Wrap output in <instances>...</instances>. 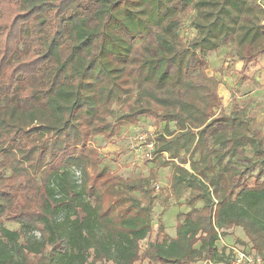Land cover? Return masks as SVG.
<instances>
[{"label": "trees", "instance_id": "obj_1", "mask_svg": "<svg viewBox=\"0 0 264 264\" xmlns=\"http://www.w3.org/2000/svg\"><path fill=\"white\" fill-rule=\"evenodd\" d=\"M98 1L100 9L94 15L95 25L89 27L86 14L78 13L81 6L76 0H0V88H4L8 97H17L19 102L32 101L29 108L0 107V154L7 156L0 161V237L14 243L24 230L39 233L38 239L23 245L20 260L3 263L135 264L142 260L161 264H191L196 260L218 263L222 257L216 249L217 237L233 228L241 229L254 254L264 257V170L258 177L263 180L252 188L243 186L236 198L237 182H227L221 194L210 182L212 195L216 197L212 202L211 193L201 192L199 199L204 202V214L192 208L184 223L176 227L174 239L161 242V232L157 233L143 251L140 242L152 233L149 206H141L135 198L125 208L106 203L105 197L117 191L116 185L111 186L110 178L103 181L94 176L90 179L91 185L86 181L78 190L64 179L58 180V172L65 168L68 157L76 155L86 166L89 134L102 132L93 125L94 119H100L101 99L113 98L122 91L118 84L120 76L115 74L120 73L117 63L132 52L129 38L149 36L158 29L163 34L157 35V39L169 45L165 40L169 28L166 21L172 16L169 4L173 0ZM182 1L187 5L197 3L196 0ZM240 1L224 0L219 14H229L226 8L229 5L241 10L243 1ZM219 24L217 16L207 29L198 26L205 34L193 39L189 49L192 54L198 53L200 61L215 50L214 32ZM67 26H70L68 33ZM23 34L26 48L20 52L18 46ZM259 35L252 34L251 41ZM65 36L73 51L62 62L60 47ZM93 50L95 56H92ZM256 55L257 51L242 55L239 60L243 68ZM169 62L163 55L144 59L141 66L146 69L145 77L155 78L157 85H164L169 79L165 72ZM47 68L54 76L44 84L45 92L53 88L58 71H62L63 78L41 104L34 100L41 88L28 80ZM156 101L172 108L166 109L162 117L176 127L175 132L167 131V135L157 137V155L166 154L170 160H179L181 153L192 156L199 152L206 162L214 153L208 147V137L211 129L219 125L224 126L222 134L211 138L221 139L216 143L225 149L222 156L235 157L239 149L257 148L258 141L246 133L247 125L242 120L233 115H211L218 106L211 96L206 108L196 110L190 102L179 100L173 94ZM32 134L35 138L29 139ZM18 138L25 139V143L12 151L11 146ZM38 138H41L39 142ZM45 140L51 141L46 150L51 162L43 168L42 184L37 188L38 203L34 204L25 195L24 180L40 163L43 154L40 146ZM206 165L213 168L210 163ZM8 167L11 175L5 177ZM191 170L196 171L194 166ZM246 173L247 169L234 174L241 178ZM192 175L181 166L175 168L171 187L177 196L185 188H195L190 179L194 178ZM124 187L128 191L136 190L132 183ZM86 198H92L93 202H86ZM5 221L20 223L21 230H7ZM196 244L198 248H194ZM0 257L12 258L11 251L2 244Z\"/></svg>", "mask_w": 264, "mask_h": 264}, {"label": "rangeland", "instance_id": "obj_2", "mask_svg": "<svg viewBox=\"0 0 264 264\" xmlns=\"http://www.w3.org/2000/svg\"><path fill=\"white\" fill-rule=\"evenodd\" d=\"M242 1L241 10L229 5L226 7L230 11L229 14H219L220 5L224 6V0H196L197 3L190 5L185 4L182 0H173L169 4L173 13L166 21V24H169L165 37L169 43L168 46L157 39V35L163 34L158 29H155L154 33L149 36L129 38L132 52L127 59H122L117 63L120 73L115 74L120 76L118 84L122 91H119L113 98L101 99L100 119H94L93 125L100 128L102 132L98 134L91 131L89 134L85 152L86 166L78 156L73 155L68 157L65 168L58 172V180L64 179L74 190L80 189L78 186L86 181L91 185L90 179L94 176H98L103 181L110 178L111 186L116 185L117 191L112 196L105 197L106 203H114L115 206L125 208L129 206V200L135 198L140 201L141 206H149L152 233L148 239L140 242L142 251L146 249L148 240H153L157 233L161 232L159 238L161 242L174 239L176 227L184 223L192 208L197 213L204 214V202L199 197L201 192L205 191L211 193L210 199L212 202L215 201L216 195H212V185L221 194L227 182H237L239 189L234 193L236 198L243 186L252 188L263 180V177H258L259 172L264 170V83L258 86V89H261L259 95L250 97L245 94L241 95L242 90L237 88L238 78L232 82L222 78L226 75L231 77L234 72L236 73L234 63L242 55L257 51L256 57H264V0ZM76 4L81 6L78 13L84 12L87 16L88 26L93 27L95 25L94 15L100 9V2L98 0H76ZM217 16L220 24L214 32L216 48L200 61L198 53L192 54L190 51V42L195 38L203 37L205 31L199 27L204 26V29H207V25ZM69 29L70 26H67V33ZM254 33L260 35L256 40L251 41V36ZM245 35L246 37H244ZM25 48V35L23 34L18 51H24ZM60 48L61 60L66 62L73 51V46L67 36L63 37ZM95 55L96 51L93 50L92 56ZM159 55L170 59L165 71L169 79L161 86L157 85L155 78L145 77L146 69L141 66L144 59L155 58ZM256 57L251 62L255 63ZM256 70L254 76H258L261 71L264 72V61ZM51 76L54 75L47 68L37 77L28 80L29 83L41 88L40 92L34 96V100L41 104L46 102L49 95L53 93V89L63 78L62 71H58L55 74L53 88L45 92L44 84ZM241 80L247 85L248 89L245 91L251 90L252 87L256 88L255 83L248 84L250 79L243 77ZM234 92L237 96L241 95L242 97L232 98ZM168 94L175 95L179 100L190 102L193 110L206 108L210 102V96L216 99L218 106L212 110L211 115L214 117L233 115L242 120L247 125L246 133L258 141L257 148L239 149L235 157L222 156L225 154V149L218 144L221 139L211 138L222 134L224 126L219 125L211 129V137H208V147L214 149V153L206 162L202 161L199 152L192 156L181 153L179 160H170L166 154H158L151 161H134V154L130 150V142L134 134L147 129L154 132L159 138L161 135H167V131L175 130V124L167 122L162 117L166 109L171 111L172 108L169 105L161 106L156 101ZM13 105L29 108L32 101L19 102L17 97H8L4 94V88H0V107ZM230 133L231 131L226 135L229 136ZM34 138L35 135L32 134L29 139ZM36 140L39 142L41 138ZM216 141L219 142L216 143ZM50 142V140H45L42 143L40 151L43 154L40 163L34 171H29V176L24 180L25 195L34 204L38 203L37 188L42 184L43 168L49 166L51 162V157L46 153ZM24 143L25 139L18 138L16 144L11 146V150L14 151L16 148L22 147ZM6 158L5 154H0V161H4ZM182 161L186 163L181 165ZM208 163L213 165V168L210 169L206 165ZM178 166L193 174L194 178L190 179L195 188L193 190L185 188L177 196L172 190L171 179ZM191 166H194L196 171H192ZM246 169L247 173L241 178L234 174ZM75 172H79V179H76ZM10 175L11 170L8 167L5 170V177ZM127 183L135 184L136 190L128 191L124 187ZM117 184L119 185L117 186ZM192 197L195 199L190 201ZM85 200L89 203L93 202L92 198ZM17 211L21 212L20 209ZM60 215H64V212ZM191 215L194 219V215ZM3 225L9 231L21 230V224L17 222L5 221ZM233 230L237 229L233 228ZM226 234L225 232L224 235ZM240 234L243 237V232ZM232 236L234 238L229 240H225L224 236L220 234L217 237L216 249L222 257L220 263L234 264L231 247L255 255L249 244L239 239V235L233 233ZM33 238H39L37 231H22V236L18 237L14 243H9L0 237V244L6 246L12 254V258L3 259L0 257V264L20 260L24 254L23 245L32 241ZM243 238L247 240L245 236ZM198 246L199 244H196L194 248H198ZM258 257L264 260V257ZM200 261L196 260L191 264ZM135 264L161 263L142 260Z\"/></svg>", "mask_w": 264, "mask_h": 264}, {"label": "built area", "instance_id": "obj_3", "mask_svg": "<svg viewBox=\"0 0 264 264\" xmlns=\"http://www.w3.org/2000/svg\"><path fill=\"white\" fill-rule=\"evenodd\" d=\"M157 136L154 132L147 129L138 131L134 134L130 142V150L134 154V161L143 162L145 160L151 161L156 156V139ZM76 177L79 179V172H75ZM234 264H264V260L258 256L246 253L244 250L231 247ZM194 264H212L210 261H200Z\"/></svg>", "mask_w": 264, "mask_h": 264}, {"label": "crops", "instance_id": "obj_4", "mask_svg": "<svg viewBox=\"0 0 264 264\" xmlns=\"http://www.w3.org/2000/svg\"><path fill=\"white\" fill-rule=\"evenodd\" d=\"M264 58V57H263ZM263 58H261V56H259V57H256V61H255V63H253V62H250V63H248L247 64V66L245 67V68H243V63H242V61H240V60H237L235 63H234V71H236V73L234 72L233 74H232V76L230 77L229 75H226V76H224V77H222V78H225V79H229L231 82L235 79V78H238V89L240 88L241 90H242V93H241V95L242 94H245L246 96H250V97H256L257 95H259V93H260V90L261 89H258V86L259 85H261L262 83H264V72H259V74H258V76H254V73L257 71L256 69H258L259 68V66L263 63V61H264V59ZM261 59V60H260ZM226 67V69H227V65L225 66ZM243 68V69H242ZM220 76V75H219ZM243 77H246V78H248V79H250L249 80V83L248 84H256V88H251V90H248V91H245L246 89H248L247 88V85H245V83H243V82H241L242 80V78ZM224 80V79H223ZM225 81V80H224ZM223 81V82H224ZM234 86H235V84H233ZM263 85V84H262ZM221 86V85H220ZM233 95H234V97H232V98H234V99H237V98H240V97H242L241 95H239V96H237V94L234 92L233 93ZM235 229V228H234ZM237 230H228V231H226V235H223L224 236V238H225V240H229V239H233L234 238V236H232V234L234 233V234H236V235H239L238 237H239V239L241 240V241H243V242H245L246 243V241L247 240H245L243 237H244V235H243V237L241 236V234L240 233H242V231L240 230V229H238V228H236ZM225 233V232H224ZM218 254H219V252H218ZM212 264H222V263H220V262H218V263H212Z\"/></svg>", "mask_w": 264, "mask_h": 264}]
</instances>
